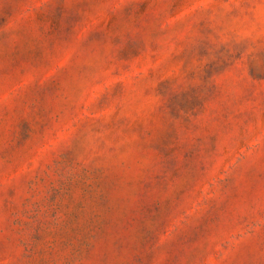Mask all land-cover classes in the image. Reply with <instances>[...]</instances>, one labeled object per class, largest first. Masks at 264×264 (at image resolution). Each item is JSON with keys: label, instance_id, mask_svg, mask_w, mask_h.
Returning a JSON list of instances; mask_svg holds the SVG:
<instances>
[{"label": "rangeland", "instance_id": "1", "mask_svg": "<svg viewBox=\"0 0 264 264\" xmlns=\"http://www.w3.org/2000/svg\"><path fill=\"white\" fill-rule=\"evenodd\" d=\"M0 264H264V0H0Z\"/></svg>", "mask_w": 264, "mask_h": 264}]
</instances>
